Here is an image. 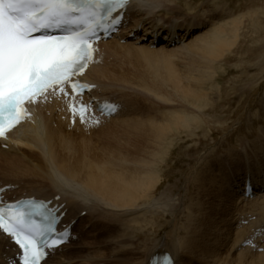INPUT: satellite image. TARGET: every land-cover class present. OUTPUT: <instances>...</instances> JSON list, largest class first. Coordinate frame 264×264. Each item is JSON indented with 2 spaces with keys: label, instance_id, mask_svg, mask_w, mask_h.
<instances>
[{
  "label": "bare ground",
  "instance_id": "1",
  "mask_svg": "<svg viewBox=\"0 0 264 264\" xmlns=\"http://www.w3.org/2000/svg\"><path fill=\"white\" fill-rule=\"evenodd\" d=\"M170 2L132 0L126 13L128 24H124L128 25V31L127 26H123L119 34L101 40L93 61L79 77L96 85L92 94L85 96L87 102L96 98L120 107L116 115L101 117L96 104L92 105L100 125L112 119L100 130L106 132L103 137L102 134L98 136L103 140L98 142L100 145L92 143L94 147L85 141L82 146L71 143L72 130L98 125L80 124L79 121L72 125L66 104L56 94L30 104L32 115L0 141V192L3 197L0 206L21 198H40L52 201L51 207L65 214L59 231L71 226L70 241L77 235L74 230L82 224L85 228L91 226L92 229L100 228L104 234L110 233L104 243H99L101 245H88V254L67 258L59 253L68 248L65 244L50 254L52 260L49 257L43 264H72L76 258H83L80 264H149L154 255L165 252L171 254L175 264H240L250 254H254L256 262L264 264V251L259 253L256 248L244 245V241L251 239L258 243V248L264 249L262 143L251 152L252 157L244 155V168L238 166L234 154H230L232 162L219 163L220 167L212 171L203 168L194 183L191 177L187 178L186 183L191 179V187L187 189L193 188V184L195 189L190 199L187 226H177L178 221H175L149 248L137 247L136 237H129L131 225L139 221L136 217L163 207H159V199L143 206L140 202L148 201L160 185L159 164L164 163L165 155L171 154L172 140L191 126L184 111L198 109L203 104L202 92L218 74L216 63L238 45L240 30L245 24L241 17L224 24L221 21L205 31L203 23L179 24L181 21L173 16L172 22L166 23L169 17L164 15L167 13L160 12L167 11L163 6ZM148 16L159 21L156 28L151 26L150 20L148 22ZM139 30L144 34L137 39ZM161 32H167V37L160 39ZM191 34L193 39L185 43ZM156 39L161 40L159 45ZM123 40L124 45L121 44ZM177 42L182 44L176 47ZM127 46L130 51L125 54L122 48ZM168 47L171 49L167 50ZM176 52L192 58L184 77L170 61ZM140 56L149 62L145 70H142ZM125 89H133V93ZM128 93L132 98L140 95V102L146 103L138 116L129 112L130 107L125 109L121 104ZM262 135L264 137V132ZM248 175L254 195L247 198ZM17 184L38 186L26 193L18 192L17 198L12 199L4 188L12 189ZM258 229L263 232L258 233ZM75 245L77 249L85 247L83 243ZM20 254L12 238L0 231V264H17Z\"/></svg>",
  "mask_w": 264,
  "mask_h": 264
},
{
  "label": "rangeland",
  "instance_id": "2",
  "mask_svg": "<svg viewBox=\"0 0 264 264\" xmlns=\"http://www.w3.org/2000/svg\"><path fill=\"white\" fill-rule=\"evenodd\" d=\"M170 3L163 6L167 11L162 9L163 12H160L162 15L164 12L167 13L164 15L169 17L165 19L166 23H171L170 18L173 16V18L181 21L179 24L184 22L197 25L203 23L205 31L212 29L223 21L224 24L241 17H244L245 24L242 25L244 29L240 30L238 45L216 63L218 74L213 83H208L205 86L201 95L205 97L203 104H200L198 109L188 108L184 111V115L191 126L190 129L183 130L181 134L172 140L171 154L169 156L165 155L163 158L164 163L159 164L157 171L161 175L160 185L151 194L148 201L140 202V205L143 206L151 204L153 199H159V207H163L155 211L149 210L139 218L136 217L139 220L138 223L131 225L132 229L129 237L130 235L136 237L135 241L139 248L152 246L171 229L175 221H178L176 222L178 223L177 226L183 225V228L188 225L189 208H191L192 203L190 199L195 189L194 184L193 188L187 189V187H191V179L186 183L187 178L191 177L192 183H194V180L200 176L205 168L212 171L220 167L219 163L223 165L232 162L230 154H234L233 157L237 159L238 166L244 168V155L248 154L249 157H252L251 152L257 148L258 143L264 145L262 135V132H264V0H171ZM169 11H171V14ZM157 16L158 14L156 18L159 19ZM149 20L153 24L150 25L156 28L159 21L149 19L148 16V22ZM126 26L128 31V25ZM193 37L191 34L188 40H184V42L191 41ZM133 40L132 42L136 41ZM181 42L183 43V41ZM123 43H125V40L121 41L122 45H124ZM145 44L148 45V42H145ZM181 44L177 42L176 47ZM169 49L171 47H168L167 50ZM129 51V46L126 49L122 48V52L125 54ZM171 59L168 58L178 69L179 74L184 77L188 62H192L191 56H184L180 52H176ZM139 60L143 67L142 70H145L144 68H147L149 62H146L141 56ZM125 92L133 93V89H125ZM129 93L128 97L122 98L124 102H121V104L124 108L126 106L127 108L130 107L129 110L131 111L129 112L132 115H140L146 103L140 102V95L132 98ZM141 98H143V95ZM111 120L107 119L101 125L99 124L93 128L82 126L83 131L72 130L69 135L71 143L82 146L85 141L89 145H92V143H95V146L100 145L103 140L98 136L102 134L101 137H103V134H106V132L100 130L107 127L110 123L105 124ZM80 141L81 143H79ZM263 160H260L262 164L264 163ZM191 172L195 175L190 174ZM154 176L159 177L157 174H154ZM35 185L26 184L23 186L17 184L12 186V189H6V187L4 190L14 199L17 198L18 192H29L32 190L31 188L38 186V184L36 187ZM10 191L15 192L12 194ZM43 193H48V191L43 190ZM136 218L133 219L136 220ZM83 225L85 224H82L78 230H74L77 235L74 240L69 242L68 248L63 249L62 252L59 250V253H62L61 255L67 258H75L76 256L79 257V254H88V245H101L99 243H104V240L108 237L109 232L104 234L100 228L92 229L91 226L85 228ZM78 243H83L85 247L77 249L75 244ZM105 249H107V246ZM81 259L83 258L74 259L72 264H80ZM245 259L240 264L260 263L255 261L254 254H250ZM50 260H52L51 257Z\"/></svg>",
  "mask_w": 264,
  "mask_h": 264
},
{
  "label": "snow or ice",
  "instance_id": "3",
  "mask_svg": "<svg viewBox=\"0 0 264 264\" xmlns=\"http://www.w3.org/2000/svg\"><path fill=\"white\" fill-rule=\"evenodd\" d=\"M131 4L132 0H0V137L23 119L26 104L56 93L84 122L88 104L80 97L85 86L73 78L92 60V41L113 11L119 16ZM43 207L31 212L17 211L14 205L0 208V231L21 251L17 264H40L47 255L45 247L64 239L60 234L52 245L38 239L45 229L29 222L33 214L45 215L47 231L55 233V210L41 212Z\"/></svg>",
  "mask_w": 264,
  "mask_h": 264
}]
</instances>
